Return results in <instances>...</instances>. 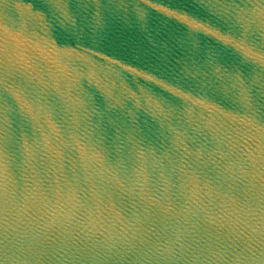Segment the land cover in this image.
I'll list each match as a JSON object with an SVG mask.
<instances>
[{
  "label": "water",
  "instance_id": "1",
  "mask_svg": "<svg viewBox=\"0 0 264 264\" xmlns=\"http://www.w3.org/2000/svg\"><path fill=\"white\" fill-rule=\"evenodd\" d=\"M0 264H264V0H0Z\"/></svg>",
  "mask_w": 264,
  "mask_h": 264
}]
</instances>
